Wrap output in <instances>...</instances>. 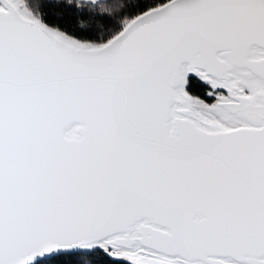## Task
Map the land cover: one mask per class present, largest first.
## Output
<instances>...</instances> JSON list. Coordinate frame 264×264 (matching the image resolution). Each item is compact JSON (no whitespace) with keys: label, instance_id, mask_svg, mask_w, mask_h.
Returning a JSON list of instances; mask_svg holds the SVG:
<instances>
[{"label":"snow or ice","instance_id":"obj_1","mask_svg":"<svg viewBox=\"0 0 264 264\" xmlns=\"http://www.w3.org/2000/svg\"><path fill=\"white\" fill-rule=\"evenodd\" d=\"M0 264H264V0H0Z\"/></svg>","mask_w":264,"mask_h":264}]
</instances>
